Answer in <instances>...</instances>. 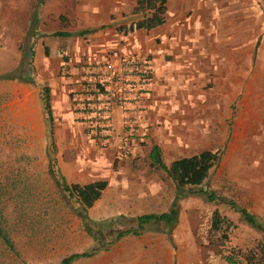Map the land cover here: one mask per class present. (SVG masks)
<instances>
[{
    "label": "rangeland",
    "instance_id": "1",
    "mask_svg": "<svg viewBox=\"0 0 264 264\" xmlns=\"http://www.w3.org/2000/svg\"><path fill=\"white\" fill-rule=\"evenodd\" d=\"M246 3L244 33L239 17L231 21L236 30L218 26L211 33L215 56L204 57L205 49L196 43L199 34L194 36L197 61L231 69L230 76L207 78L197 91L194 82H177L173 88L183 95L178 102L184 104V123H170L162 129L171 142L159 146L165 164L202 150L219 149L217 163L200 185L176 189L162 170L150 165L152 128L148 125L138 127L136 143H113L117 147L93 144L82 136L70 107L65 110L63 106L53 115L54 126L65 120L66 112L70 133L77 138L72 146H68L70 142L55 145V152L61 151L66 159L65 172L75 175L81 169L83 173L80 178L68 175L67 183L106 181L99 198L85 210L90 222L100 224L103 235L92 238L78 217V199L61 192L48 174V158L55 152L49 147L41 105L45 86L34 80L30 50L37 2L0 0V226L14 248L11 252L0 242V264H57L70 253L90 252L95 239L106 244L108 233L127 228L136 215L167 211L176 196L178 213L171 228L146 225L139 235H125L106 250L70 264H115L119 250L137 244L142 249L158 244L154 249L167 251L170 264H226L222 256L229 250H247L264 241V4L248 0L249 13ZM60 67L62 72L68 70V65ZM25 78L31 81H23ZM213 94H217L215 99ZM174 134L178 138L172 143ZM73 153L77 155L70 157ZM54 163L53 170L59 175L55 159ZM204 190L214 191L218 199L207 202ZM225 200L251 214L263 229L249 226ZM213 209L234 224L225 238L209 227Z\"/></svg>",
    "mask_w": 264,
    "mask_h": 264
},
{
    "label": "crops",
    "instance_id": "2",
    "mask_svg": "<svg viewBox=\"0 0 264 264\" xmlns=\"http://www.w3.org/2000/svg\"><path fill=\"white\" fill-rule=\"evenodd\" d=\"M244 1L248 3V0H165L161 24L148 29L139 28L128 34L118 31L117 28L139 21L147 14L146 11H134L136 0H43L42 3H37L33 12L37 23L32 32L30 45L31 63L35 74L34 80L48 88L52 120L53 115L60 113L63 106L65 110L70 107L69 91L79 90L80 85L76 76L79 72L75 65L78 61L84 60V56H91V61H96L101 59L105 52L112 54L109 55L110 59L127 53H141L149 60L152 80L147 97L140 101L142 118L137 124L152 128L150 137L152 145L159 147L166 141L171 143L162 129L170 123L177 125L184 123V104L178 102V97L183 95L180 96L173 88L177 82L185 80L194 82L193 88L197 91L205 86L209 78L215 79L219 75H224L227 79L231 72V69L228 71L218 69L217 65L209 66L206 61L198 62L194 54L195 44H201L200 48L205 49L204 57L215 56L217 47L211 33L216 31L218 26H224L222 28L229 32L236 30L231 21L237 17L241 19V31L244 33ZM250 7L252 6L248 3L249 13L252 12ZM83 30L92 31L77 34ZM198 34L199 40L194 38ZM59 48L69 50L71 58L68 70L74 72L70 77L60 75L63 73L62 67L59 68L62 62L55 55ZM223 58L226 63L225 54ZM228 63L230 65V61ZM198 96L202 97L201 94ZM212 96L215 99L217 94ZM63 117L65 120L58 125L52 124V139L56 146L67 145L68 142H70L68 146H72V141L77 138H73L70 133L71 121L66 112ZM119 118L120 113L116 111L114 117L116 132L121 130ZM76 124L82 136L83 134L86 136L84 128ZM138 129L136 128L132 139L134 143L137 141ZM82 136L80 135V141L83 139ZM170 137L172 143H175L178 135ZM146 139L148 138H143L142 141ZM159 149L161 155V148ZM73 155L77 154L73 153L70 157ZM52 157L64 179L68 178V175L72 176L71 178L82 177L81 169H78L75 175L70 171L65 172V169L68 171V165L63 162L66 159L61 151H56ZM156 246L158 244L142 249L139 244L130 245L129 248L119 250L115 264L154 262L170 264L167 251L158 250L159 247L154 249ZM131 256L135 259L127 261L126 257Z\"/></svg>",
    "mask_w": 264,
    "mask_h": 264
},
{
    "label": "trees",
    "instance_id": "3",
    "mask_svg": "<svg viewBox=\"0 0 264 264\" xmlns=\"http://www.w3.org/2000/svg\"><path fill=\"white\" fill-rule=\"evenodd\" d=\"M37 3H42L43 0H36ZM263 4H264V0ZM165 0H136L134 11H146L147 14L139 21L129 23L125 26L117 28L118 31H122L124 34H128L139 28H152L163 22ZM92 30H83L78 35L89 33ZM60 35H68L66 33H57ZM25 82H30L27 78L23 79ZM41 105L45 120L47 121V134L49 138V147L51 153L55 152V145L52 139V113L50 106V97L47 87L42 88ZM48 158V174L52 178L55 186L61 192H67L69 195H74L81 206V211L78 213V217L82 220V226L84 231L92 238L102 237V232L99 227V223L90 222L85 215V210L90 208L92 204L99 198L101 191L106 185L105 180H94L85 184L67 183L64 177L58 171L59 175L53 170L54 159L51 156ZM148 159L150 165L155 169L162 170L174 183L176 189H181L186 185L198 186L206 178L209 169L215 165L219 159V149L214 150H202L197 153L179 157L175 160L165 164L160 155V149L157 145L153 144L148 153ZM203 196L207 202H214L218 199L217 195L212 190H204ZM176 196L171 203L169 209L160 213H147L139 214L132 217V224L122 230H116L108 233L109 242L102 244L99 240L95 239L96 246L90 252H74L65 255L60 258L57 264H70L80 257H89L94 252L100 249L106 250L109 245L118 241L125 235H139L149 224H161L164 229L171 228L177 219V206ZM224 199V198H220ZM228 206L232 210H236L243 221L249 226L256 229H263V225L255 220V218L247 213L244 209L236 208L235 203L232 200H225ZM209 227L215 232H220L222 238L226 237V231L234 227L227 217L221 215L216 209H213L210 214ZM93 228L96 230L94 232ZM0 242L11 252L14 251L13 245L6 232L0 226ZM222 259L226 264H264V241L257 243L254 247L241 250L234 248L229 250L222 256Z\"/></svg>",
    "mask_w": 264,
    "mask_h": 264
},
{
    "label": "built area",
    "instance_id": "4",
    "mask_svg": "<svg viewBox=\"0 0 264 264\" xmlns=\"http://www.w3.org/2000/svg\"><path fill=\"white\" fill-rule=\"evenodd\" d=\"M99 60L84 56L75 65L80 88L69 91L73 117L84 128L85 137L93 144L133 143L142 118L140 101L146 98L152 80L149 60L143 54L127 53L110 59L109 52ZM55 55L68 65L69 50L59 48ZM67 77L73 75L64 68ZM120 113L119 130L115 131V112Z\"/></svg>",
    "mask_w": 264,
    "mask_h": 264
}]
</instances>
